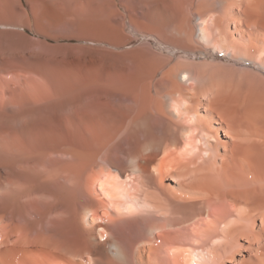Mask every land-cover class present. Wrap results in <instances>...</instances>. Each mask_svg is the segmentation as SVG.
I'll list each match as a JSON object with an SVG mask.
<instances>
[{"label":"bare ground","instance_id":"6f19581e","mask_svg":"<svg viewBox=\"0 0 264 264\" xmlns=\"http://www.w3.org/2000/svg\"><path fill=\"white\" fill-rule=\"evenodd\" d=\"M30 2L0 11V264H227L248 241L264 264L263 90L194 60L264 73V0ZM49 13L69 54L26 34Z\"/></svg>","mask_w":264,"mask_h":264},{"label":"rangeland","instance_id":"374dc122","mask_svg":"<svg viewBox=\"0 0 264 264\" xmlns=\"http://www.w3.org/2000/svg\"><path fill=\"white\" fill-rule=\"evenodd\" d=\"M30 1H32V0H0V11L4 9L3 7H5L7 13H11V12H15V10H17L19 7L22 9H27V12H29L28 11V5H31ZM15 7H17V8H15ZM8 8L10 9L9 11H8ZM234 13L235 12L228 13V24H227L228 27L226 28V30H227V33L229 35V38L237 45H242V46H244L245 44L248 45V43H249L248 38L249 37L247 35V32L244 31V29H245V28H243L244 25H242L241 21H240V20H242V17L240 15H238L236 13L234 14ZM258 13H259V11H257V14ZM51 15L52 14L49 13L44 19L39 20V21H35L34 19H32L31 25L34 26V28L36 29L37 35L36 34L34 35V33H31L28 29L26 31V34L31 39H33L34 42H36L37 40L45 41L47 49L50 48L49 51L60 52V54H69L71 52V50H69L68 47H71V46L75 47V46H78L79 44L76 41H69V40L64 39V38L60 39L59 41H56L54 39L55 35L59 36L58 34H60L62 36L64 35V37H65L66 31L60 27L49 28L47 26L48 22L50 21V18L52 17L51 20L54 19L53 16H51ZM49 16H51V17H49ZM236 21H239V23L238 22L236 23ZM235 23L238 25L236 26ZM250 28L253 29L256 34L258 33L257 34L258 39L254 41L255 42L254 43L255 48L256 49L264 48V41H263L264 40V34L261 31L256 30L254 26H252V27L250 26ZM56 30L58 31V33ZM137 37L140 39H139V42L136 46H142L143 44H145L148 41V40H146V38L144 36L142 37L141 35H138ZM143 39H145V40H143ZM51 45H53V46H51ZM68 51H70V52H68ZM226 57H227V59H230L229 56H226ZM194 60L198 64H206V65H211V66H214V64L217 66L219 64L218 66H222V67L224 66V68H226L228 70V72L226 74L225 73L221 74V77L216 79L214 81V84L218 85L220 87L225 86V87L229 88V86H230L231 88H229V89L235 88L231 92H234V90H236V88H238V89L242 90V95L245 96V95L249 94L248 91H250L252 89L263 90L259 97H257V95H255L256 93L254 94V96H256V97H254V99H253L254 101L252 100V103L256 108L257 115L260 118H262L261 120L264 119V73L261 70V66L259 64H254L252 67H250L248 69H243L244 67L242 68V66H240V65L235 66V65H232V63H230L229 61H221L220 59H215V58L212 59L211 57H209V58L208 57L207 58L198 57V58H195ZM229 89H228V91H229ZM253 92H256V91L254 90ZM199 116H200L201 120H203L205 123L211 122L210 125H211V129L213 131H215V130L218 131V129H219L218 135H219V138L221 139V144H222L221 147L223 149L222 152L221 151L219 152V154L220 155L222 154L221 156H223L224 150H226V146L228 144H230V139L226 138L224 136V134H223L224 131H221V130H226L225 124L214 125L212 122V121H214V117L213 118L209 117L208 115H206L202 111L199 113ZM255 126H253L254 131H253V129H250V132L255 133L253 140H254V143L257 145V149H260L258 147V144L260 146V141L262 140V138H264V127H263L264 126V120L262 121V124L255 125ZM177 178L178 177L171 178L167 184L168 188L171 189L173 192L178 191L177 189H178L179 178L178 179ZM257 224L260 225V221H258ZM245 244L246 245H244V249L241 251V253L238 254V256L235 258V260L230 262V263H227V264H257V261L254 260V258H256L257 242L255 243V241H252V242L248 241V243H245Z\"/></svg>","mask_w":264,"mask_h":264}]
</instances>
